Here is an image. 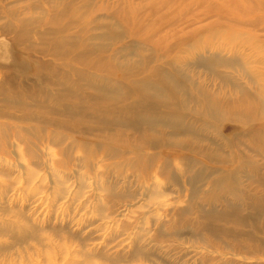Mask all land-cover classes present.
Segmentation results:
<instances>
[{
	"label": "rangeland",
	"instance_id": "1",
	"mask_svg": "<svg viewBox=\"0 0 264 264\" xmlns=\"http://www.w3.org/2000/svg\"><path fill=\"white\" fill-rule=\"evenodd\" d=\"M162 1L104 0L101 7H112V20L107 10L98 12L100 22L112 30V40L108 38L104 45L124 46L122 49L129 51L135 46L144 56L153 57L149 46L143 47L142 40L133 41L129 36L136 32L137 18L142 23L140 35L155 37L160 26L156 12L162 10ZM168 1L176 2L165 6L167 13L162 11L168 14L170 27L181 30L193 25L189 29L194 39L221 47L229 38L227 47L238 53L222 52V62L213 64V74L195 67L196 62L176 67L189 80L190 96L195 94V85L219 100L218 110L224 101L220 108L223 119L190 138L173 136L171 129L162 128L169 145L145 149L156 155V160L142 178L140 170L126 166L127 160L105 157L106 143L94 138L112 132V123L108 131L92 130L88 136L68 133L62 145L72 155L67 163L45 139V133L53 128L40 120L23 119L30 118L29 113L34 115L33 110L16 106L30 105L31 90L44 83L46 71L37 73L38 65L50 60L29 46H36L37 32L48 30L49 7L54 8L55 2L0 0V123L6 131L0 132V264H264L263 130V140L251 146L252 133L264 128V65L260 64L264 62V0ZM93 2L98 4V0ZM120 4L141 11L130 12L128 18L121 14L114 17ZM153 8L158 11L151 12ZM20 18L41 21L28 30L25 42L17 35L20 28L15 20ZM165 34L170 31L160 35ZM253 40L258 46L249 44ZM175 54L176 50L170 52L162 63ZM128 60L136 62L133 57ZM108 71L97 74L105 78ZM241 90L260 100L259 106L252 109L248 104L249 110L232 111L229 103L244 97L238 93ZM20 117L23 122L18 121ZM191 122L196 124L194 129L201 124L192 118ZM22 123L38 138L18 134L14 127ZM123 134L136 137L130 132ZM20 136L32 142L34 156L27 153V146L18 144ZM175 141L182 145L191 142L193 148L174 147ZM89 149L92 153L87 155ZM201 152L210 153L211 158ZM216 160L228 166L220 167ZM225 169L236 173V178L214 183L217 173L223 174Z\"/></svg>",
	"mask_w": 264,
	"mask_h": 264
},
{
	"label": "bare ground",
	"instance_id": "2",
	"mask_svg": "<svg viewBox=\"0 0 264 264\" xmlns=\"http://www.w3.org/2000/svg\"><path fill=\"white\" fill-rule=\"evenodd\" d=\"M53 1L55 2L52 5L54 8L49 7L51 16L45 24L48 26V30L37 32L35 35L36 46L39 49H36V46H29V49L37 50L43 57L50 58L49 61L41 62L37 69V73L42 70L46 71L43 72L42 81L44 83L36 84L37 87L31 90L28 95L30 105L17 104L16 107L27 108L30 106L29 109L33 110L34 115L29 113L30 118L23 117L24 120L27 122L40 120L39 122L43 125L53 128V131L45 133V139L58 149L62 162L69 163L72 160L68 148L62 146L63 142L69 138L68 133L88 136L92 130L108 131V127L112 123V132L105 136L94 137L106 143L104 156L114 160H127L128 165H125L130 170H140L138 175L140 176L139 173H141L143 178L147 173L145 171L150 168V163L156 160V155L148 153L145 149H160L169 145L168 139L163 137L162 128L171 129L173 136L182 135L184 138H190L195 133L222 121L223 115L220 108L224 101L218 110L216 103L218 105L217 101L219 100L216 101L214 95L207 93L204 87L195 85H192L195 94L190 96L186 87V80H189L176 67L188 66L191 62H196L195 67H201L210 74L216 73L213 64L222 62V52L225 51L232 55L238 53L232 47L231 50L227 47L229 38L224 40L227 44L221 47L214 45L211 41L202 43L199 41V37L194 39L190 31L193 25L188 24L181 30L170 27L169 19H167L168 14H162V11L166 12L165 6L171 7L176 2L172 3L171 1V4L168 0H163L161 2L162 10L156 12L159 14L160 26L155 29V37L140 35L142 23L135 16L136 32L130 34L129 37L133 41L140 42L142 40L143 47L151 48L150 52L153 57H150V54L144 56L143 52L137 51L135 46H132L129 51L127 48L122 49L124 46L115 49L112 46L108 47L107 44L104 45V42L112 36L110 27L102 24L98 16V12L105 9L112 20V7H101L104 0H98V4L93 0ZM198 1L194 2L195 5ZM204 3L205 1L200 5ZM139 11L141 10L136 6L120 4L114 10L113 16L119 17L118 15L121 14L128 18L132 15L130 12L134 15ZM155 11L158 10L153 8L151 12ZM15 21L17 22L16 27L20 28L17 34L20 42H25L28 39V30H32L31 27H37L41 22H31L22 18ZM206 29H212V27H206ZM164 30L170 31V34L160 35ZM170 40L174 42L168 43ZM253 41L249 44L258 46L257 41ZM173 50H176L177 54L168 59L165 66L161 59ZM106 53L108 54L106 55ZM130 57L136 58V62L129 61ZM258 57L259 55L254 52V58ZM106 64L111 66L106 68ZM260 64L264 65V62H260ZM105 69L109 70L106 74L107 77L104 78L97 74ZM251 78L255 79L256 76L253 74ZM251 78L249 77L250 82H252ZM238 93L244 97L229 103L232 111H234L233 109L236 111L238 108L249 110L248 104H252V109L259 106L260 100L257 98L250 94H243V90ZM191 118L194 123H201H199L201 125V127L199 125V129H194L196 124L192 125ZM23 119L20 117L18 121L23 122ZM252 119H254V115H252ZM25 124L22 123L19 125L20 127H14L18 131L17 133L24 132V135H30L37 139L38 136L30 134L29 128ZM260 130L264 131V128H256L252 133L251 146L256 147V144L261 142L263 134L260 135V132L262 133ZM0 132L6 133L4 125L1 123ZM123 132H130L136 137L126 138ZM39 135L41 136V134ZM155 138L160 141L154 143L153 139ZM111 141L116 142L118 146L111 145ZM17 142L27 146V153L34 156L32 142L24 141L21 136ZM97 142L99 141L97 140ZM182 146L188 147L187 149L193 148L191 142L188 144L187 141H184L182 145V142L176 144L175 141L174 147L182 149ZM86 151L87 155L92 153L91 149ZM200 154L211 158L210 153L201 152ZM222 160L231 161L224 157ZM216 163L220 167L228 166L224 161L216 160ZM165 167H167L166 164L162 167L163 173ZM217 174L215 178H218V181H211V184L213 182L223 184L236 178V173L228 169H225L223 174L222 172ZM227 208L225 211H228Z\"/></svg>",
	"mask_w": 264,
	"mask_h": 264
}]
</instances>
